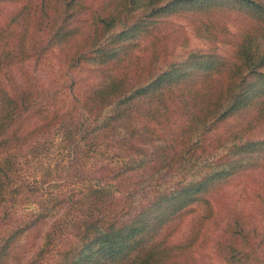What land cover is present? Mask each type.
<instances>
[{"label":"trees","instance_id":"obj_1","mask_svg":"<svg viewBox=\"0 0 264 264\" xmlns=\"http://www.w3.org/2000/svg\"><path fill=\"white\" fill-rule=\"evenodd\" d=\"M4 2L16 5L0 22V218L22 192L39 206L0 238V264L59 205L41 250L71 236L57 249L60 264H208L194 248L210 222L223 264H264V135L249 136L264 123V0ZM176 17L229 55L173 54L176 43L186 46ZM232 17L243 22L236 31ZM44 59L57 69L46 83L37 75ZM76 69L87 72L81 81ZM43 133L70 149L68 165L107 144L127 156L123 172L142 171L139 183H148L118 195L95 178L46 199L20 171L22 153H40ZM249 172L259 185L256 218L222 200L224 186ZM195 206L189 230L171 241Z\"/></svg>","mask_w":264,"mask_h":264},{"label":"rangeland","instance_id":"obj_2","mask_svg":"<svg viewBox=\"0 0 264 264\" xmlns=\"http://www.w3.org/2000/svg\"><path fill=\"white\" fill-rule=\"evenodd\" d=\"M97 1L89 0L93 5ZM15 5L7 2L0 5V22L3 21L5 15ZM232 20L228 24L229 28L232 31H236L243 22L239 17ZM174 21L180 23L183 27V35L185 37L182 38V42L186 46L176 43L173 54H184L186 51L193 49L229 55V49H227L226 45L219 40L198 37L194 33L192 26L184 18L176 17ZM173 54L169 55L170 58ZM43 62L48 63L47 59H44ZM44 63L40 65V69L37 72L42 83L57 72V69L49 63ZM86 74V71L76 69L71 76L81 81L82 76ZM78 85L76 83V87ZM227 125L225 123L223 126ZM262 135H264V123L249 134L251 137H260ZM38 137L40 153L36 155L31 153V156L27 155L28 152L26 154L22 153L20 158L23 165H20V171L26 179L35 181V184L39 187V194L46 199H51L55 195L77 193L84 185L91 183L95 178L114 183L119 190L118 195H125L135 187L142 192L148 183V181L139 183L140 179L142 180L147 176L142 171L135 172V170L128 168V170L123 172L127 156L125 154L121 156V152L110 145L102 144L99 146L95 155L82 165H68V157L71 155L70 149L63 147V143L57 134L43 133ZM256 176L257 172L239 175L223 188L222 200L224 203H229V206L233 205L238 216L257 217L258 202L255 199V193L259 191V185L257 184L258 179ZM26 196L27 194L22 192L16 195L17 199L14 205L11 206L8 203L7 207H10V216L6 220L0 218V238L10 230V227H15L16 224L29 219L30 214L38 208L39 205L33 200H26ZM224 203H220L218 211L224 209ZM63 210V206L59 205L54 213L26 228L14 243V250L9 259V264H60L57 249L65 247L72 240L71 236L64 234V237H60L51 248L47 247L49 250H41V248L47 230L54 220L61 215ZM195 210L196 206L179 219L174 226L175 230L170 236L171 241L175 242L184 237L190 228ZM215 210H217L216 207ZM214 217H216V213ZM219 233L218 222L208 223L205 232L201 230L198 239L195 241V257H198L197 255L200 253L204 259L208 260V264H223L224 262L219 257L216 249L215 238H218Z\"/></svg>","mask_w":264,"mask_h":264}]
</instances>
